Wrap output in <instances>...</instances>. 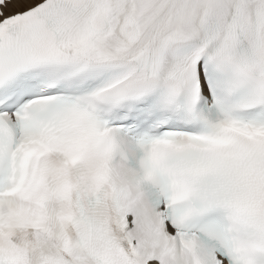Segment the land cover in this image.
<instances>
[{
  "label": "snow or ice",
  "instance_id": "obj_1",
  "mask_svg": "<svg viewBox=\"0 0 264 264\" xmlns=\"http://www.w3.org/2000/svg\"><path fill=\"white\" fill-rule=\"evenodd\" d=\"M0 264H264V0H0Z\"/></svg>",
  "mask_w": 264,
  "mask_h": 264
}]
</instances>
